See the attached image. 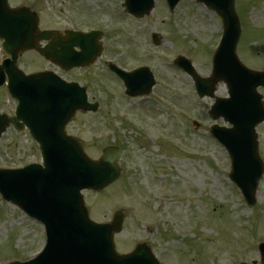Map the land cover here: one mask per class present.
Returning a JSON list of instances; mask_svg holds the SVG:
<instances>
[{"label": "rangeland", "instance_id": "1", "mask_svg": "<svg viewBox=\"0 0 264 264\" xmlns=\"http://www.w3.org/2000/svg\"><path fill=\"white\" fill-rule=\"evenodd\" d=\"M119 1L47 0L48 11L38 6L44 26L65 28L78 17L80 26H101L109 36L111 60L125 68L148 64L156 74L153 93L142 99L124 96L122 83L112 76L100 81V70L70 76L88 88L90 100H99L101 109L78 113L69 134L81 139L94 159L109 144L120 146L123 154V174L115 184L101 193L84 192L92 218L110 222L123 210L118 250L128 252L147 242L163 264H262L258 246L264 242V178L257 206L250 209L229 179L226 151L210 135L212 125L228 124L209 117L213 100L198 98L189 77L170 64L187 53L197 71L208 76L221 19L195 0H181L172 14L165 0H156L149 16L135 19L125 13V19L117 17L122 16ZM236 8L243 30L238 56L247 67L263 69L264 0H236ZM153 32L163 39L158 46L151 41ZM21 61L27 72L43 67L33 54ZM216 94L227 96V90L222 85ZM9 105L7 95L0 94V107L8 110ZM260 129L264 158V124ZM39 161L28 133L8 129L0 140V168ZM45 241L44 229L0 195V264L28 261Z\"/></svg>", "mask_w": 264, "mask_h": 264}, {"label": "water", "instance_id": "2", "mask_svg": "<svg viewBox=\"0 0 264 264\" xmlns=\"http://www.w3.org/2000/svg\"><path fill=\"white\" fill-rule=\"evenodd\" d=\"M169 1L174 7L179 0ZM198 1L204 2L224 18L227 35L215 57L212 78L203 81L195 76L199 92L201 95L208 94L214 90L218 81L223 80L228 85L232 100L238 98L241 102H247L249 94H253L258 82L254 84L253 77L249 78L251 73L238 64L234 56L235 45L232 55L227 58L230 44H236L240 34L234 13V0ZM127 5L133 14L143 16L153 8V0H127ZM35 20L30 21L31 26L35 24ZM21 21L16 20V23ZM20 30L16 27L17 33ZM85 62L87 60L80 59L76 63ZM177 63L188 71L192 69L183 59H179ZM125 77L129 93L132 95L144 93L153 85L151 80L134 78V74ZM43 90L44 88L41 95ZM40 101L42 104L45 102L42 110L35 109L30 113L25 112L23 107L20 118H25L30 130L43 143L45 149L48 148L49 142L57 143L58 147L49 146L51 151L48 154L49 162H46L47 169L40 170V175L35 173L33 167L19 171H0V191L4 197L18 203L46 224L48 245L38 264H158L151 249L144 244L140 245L131 257H121L115 251L113 236L122 228V213L116 215L112 224L104 226H97L88 218L80 191L84 188L101 190L119 176V169L115 164L118 149H105L104 157L99 162H93L83 152L79 141L71 138L68 140L64 128L78 109L96 110V105L87 104L84 89L78 88L77 85H67L60 80L55 83L48 82ZM217 107L216 109H219V103ZM242 110L249 112L250 108ZM218 111H215L216 114ZM232 113L235 114V111ZM232 113L226 118L234 124V128L215 127L213 132L224 142L231 155L232 180L246 193L249 204H253L258 178L253 179L251 164L245 159L244 152L251 146L252 151L256 153L254 126L264 120V114L256 116L251 122L248 120V114H241L236 118ZM8 124L9 120L0 118V136L6 131ZM50 132L52 133L49 136ZM238 154H241L240 158ZM54 174L63 176L55 187L45 183L47 176ZM260 248L264 255V245Z\"/></svg>", "mask_w": 264, "mask_h": 264}, {"label": "flooded vegetation", "instance_id": "3", "mask_svg": "<svg viewBox=\"0 0 264 264\" xmlns=\"http://www.w3.org/2000/svg\"><path fill=\"white\" fill-rule=\"evenodd\" d=\"M79 18V17H78ZM78 18H74L73 20H70V21H72V23L74 24V25H77V26H80V25H82L83 24V22H79V20H78ZM85 23V22H84ZM40 27L42 28V29H51V27H46V26H44L42 23L40 24ZM104 38V53L103 54H105V52H106V50H105V40H106V38L105 37H103ZM100 61H101V59H100ZM46 63H48L49 65H50V67H53V64L52 63H50V62H48V61H45ZM105 64H107V63H104V65ZM46 69H48V68H42V69H40L39 71H43V70H46ZM56 69H58V68H56ZM261 91L262 92H264V89H261Z\"/></svg>", "mask_w": 264, "mask_h": 264}]
</instances>
